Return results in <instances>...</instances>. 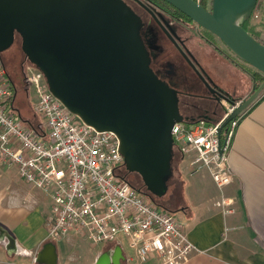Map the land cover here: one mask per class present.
Wrapping results in <instances>:
<instances>
[{
    "label": "water",
    "instance_id": "obj_1",
    "mask_svg": "<svg viewBox=\"0 0 264 264\" xmlns=\"http://www.w3.org/2000/svg\"><path fill=\"white\" fill-rule=\"evenodd\" d=\"M161 1L264 74V45L240 25L259 0H212L210 12L193 0ZM139 25L122 0H0V56L19 38L25 59L44 75L53 96L96 131L113 132L125 169L151 195L163 197L171 174V128L182 119L174 93L149 67ZM262 92L264 83L230 103L234 108L221 122L219 137ZM3 233L0 228V239ZM120 256L119 249L113 256L105 252L95 264H118ZM35 262L56 264V246L46 243Z\"/></svg>",
    "mask_w": 264,
    "mask_h": 264
},
{
    "label": "built area",
    "instance_id": "obj_2",
    "mask_svg": "<svg viewBox=\"0 0 264 264\" xmlns=\"http://www.w3.org/2000/svg\"><path fill=\"white\" fill-rule=\"evenodd\" d=\"M24 73L42 129L26 126L15 113V89L0 60V164L50 197L46 242L56 244L73 232L91 246L116 244L121 250L125 239L134 264L187 263L196 249L183 222L120 176L124 159L118 137L96 131L71 113L33 65ZM223 105L224 116L216 123L180 122L171 128L173 147L183 161L194 173L206 171L220 191L231 182L229 151L241 118L231 120L219 137L221 122L234 108ZM214 206L224 216L235 212L234 201L223 195Z\"/></svg>",
    "mask_w": 264,
    "mask_h": 264
},
{
    "label": "crops",
    "instance_id": "obj_3",
    "mask_svg": "<svg viewBox=\"0 0 264 264\" xmlns=\"http://www.w3.org/2000/svg\"><path fill=\"white\" fill-rule=\"evenodd\" d=\"M8 78L16 98V84ZM229 167L231 182L220 191L206 171L192 172L188 161L178 165L182 199L181 210L175 214L196 249L185 264H264V94L241 114ZM1 179L7 186L0 187V228L4 232L0 264H38L36 255L47 243L45 218L51 209L50 197L22 181L15 169L0 164ZM15 179L22 188L12 187ZM221 195L234 201L233 214L224 216L214 206ZM8 239L13 241L12 248ZM55 246L56 264H95L103 253L113 256L118 249L116 244L91 246L73 232ZM120 249L118 264H129L132 258Z\"/></svg>",
    "mask_w": 264,
    "mask_h": 264
},
{
    "label": "flooded vegetation",
    "instance_id": "obj_4",
    "mask_svg": "<svg viewBox=\"0 0 264 264\" xmlns=\"http://www.w3.org/2000/svg\"><path fill=\"white\" fill-rule=\"evenodd\" d=\"M139 18V35L154 75L174 93L183 123H216L225 103L256 90L259 72L214 35L165 2L122 0ZM211 11L212 0H193Z\"/></svg>",
    "mask_w": 264,
    "mask_h": 264
},
{
    "label": "trees",
    "instance_id": "obj_5",
    "mask_svg": "<svg viewBox=\"0 0 264 264\" xmlns=\"http://www.w3.org/2000/svg\"><path fill=\"white\" fill-rule=\"evenodd\" d=\"M148 1L156 4L162 2L161 0H148ZM258 11H260V21L256 24H252V18L253 16H257L256 12ZM240 25L252 37H254V39H256L259 43L264 45V39H260L261 35H264V0H259L257 2V5L251 17L249 19H243ZM258 75H259V79L257 81L256 88L259 87L262 83H264V74L259 73ZM261 94H264V92H262ZM21 121L23 123L25 122L29 123V121H25V120L24 121L21 120ZM29 124L32 128H35L31 123ZM186 124H192V123L188 122ZM182 160H183L182 154L173 147L172 158L170 162L171 174L167 179L166 182L167 192L163 197H157L151 195L144 187L140 177L135 173L128 172L124 166L122 170L119 172V174L134 190H136L137 192L148 198L152 203H154V205L170 213H177L178 211L181 210L182 181L179 177L178 165L179 163L182 162ZM106 245H112V244H106Z\"/></svg>",
    "mask_w": 264,
    "mask_h": 264
},
{
    "label": "rangeland",
    "instance_id": "obj_6",
    "mask_svg": "<svg viewBox=\"0 0 264 264\" xmlns=\"http://www.w3.org/2000/svg\"><path fill=\"white\" fill-rule=\"evenodd\" d=\"M257 18L253 16L252 24H256L260 21V11L256 12ZM260 30V29H258ZM260 39H264V35H261ZM2 64L12 81L16 84L17 95L14 102L15 113L18 114L21 120L29 121L35 128L41 130L42 122L38 114L32 108L33 96L26 91L24 85V70L29 65L28 61L25 59L21 49H20V39L16 38L14 44L10 49L5 51L0 56ZM22 73L23 76H22ZM23 77V78H22ZM26 123V122H25ZM27 124V123H26ZM13 188H22V183L18 182L16 179L12 180ZM7 186V183L4 180H0V187ZM178 214V213H177ZM55 245V244H54ZM121 248L123 249L127 258H132L133 260V251L128 246V243L125 239H122ZM129 264H134L133 261H130Z\"/></svg>",
    "mask_w": 264,
    "mask_h": 264
}]
</instances>
